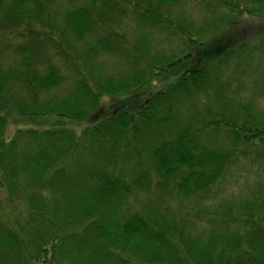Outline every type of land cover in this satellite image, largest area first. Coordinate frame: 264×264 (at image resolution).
<instances>
[{
  "label": "trees",
  "instance_id": "trees-1",
  "mask_svg": "<svg viewBox=\"0 0 264 264\" xmlns=\"http://www.w3.org/2000/svg\"><path fill=\"white\" fill-rule=\"evenodd\" d=\"M186 1L0 0V264H264V0Z\"/></svg>",
  "mask_w": 264,
  "mask_h": 264
},
{
  "label": "rangeland",
  "instance_id": "rangeland-1",
  "mask_svg": "<svg viewBox=\"0 0 264 264\" xmlns=\"http://www.w3.org/2000/svg\"><path fill=\"white\" fill-rule=\"evenodd\" d=\"M180 10L183 11V15L187 16L189 20H192L195 22L197 26H202L205 24L204 18L206 16V11L200 6L199 2L196 0H188L182 4L179 5ZM175 13H178V9L174 10ZM123 27L125 30H128L127 32L132 33V37L139 36L140 31L136 29L135 22H133L131 19L124 20ZM126 35V34H125ZM127 37V35H126ZM155 38L154 45L157 47V49H160V51H163L164 54L173 53L174 55H180V50H184L186 48L185 44L182 43V41L179 38H176L175 36H171L167 33H156L153 36ZM129 40H131L129 37H127ZM169 51V52H168ZM112 62V59H111ZM239 76V74H238ZM241 80H243L247 87L252 86V77L250 75H242ZM246 94L249 97L248 92H245L243 95L246 98ZM262 105L264 104V101L261 102ZM33 125L34 122H32ZM50 123L46 122L43 126H48ZM29 126V125H27ZM72 127L78 126V125H71ZM11 127H21V125H14ZM78 133L80 131H77ZM233 176L231 179H228L225 183L226 185H223V187H220L221 194L218 197H215L213 199H210V202L207 205H216L218 202L224 200L225 198L230 197L232 194L238 195L242 190H245L246 186L249 184L253 186L256 181L264 176V170L257 162L250 163V159L245 158L241 161V165L238 166L237 169H235L232 172ZM239 190V191H238Z\"/></svg>",
  "mask_w": 264,
  "mask_h": 264
}]
</instances>
